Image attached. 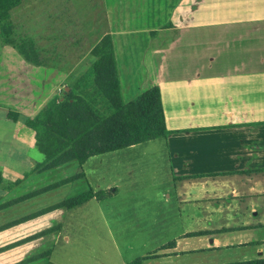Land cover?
Returning <instances> with one entry per match:
<instances>
[{
    "label": "crops",
    "instance_id": "obj_1",
    "mask_svg": "<svg viewBox=\"0 0 264 264\" xmlns=\"http://www.w3.org/2000/svg\"><path fill=\"white\" fill-rule=\"evenodd\" d=\"M103 3L125 102L161 89L171 132L154 142L161 147L162 175L129 188L116 182L100 186L97 166L108 155L121 159L122 152L91 157L83 167L86 178L79 181L88 183L86 190H114L112 197L36 218H58L57 240L72 248L76 241L71 256L77 252L88 260L99 250L104 264H128L157 251L159 257L144 264L264 258V239L241 235L264 229V0ZM30 65L12 45H0V143L7 147L0 185L8 181L9 192L30 181L29 187L35 186L10 202L51 185L40 181L50 171L33 173L45 156L40 151L43 160L31 156L38 149L36 133L25 121L45 106L43 91L38 96L45 65L35 70ZM29 77L38 83L35 96L29 93ZM79 181L31 197L23 204H32L22 209L24 217L74 197L63 192ZM173 223L180 228L176 234ZM82 247L89 251L84 254Z\"/></svg>",
    "mask_w": 264,
    "mask_h": 264
},
{
    "label": "rangeland",
    "instance_id": "obj_2",
    "mask_svg": "<svg viewBox=\"0 0 264 264\" xmlns=\"http://www.w3.org/2000/svg\"><path fill=\"white\" fill-rule=\"evenodd\" d=\"M12 16L13 19L10 21L14 33L12 38L20 44L29 39L33 40L44 62V81L41 82L39 79L38 84L35 77L34 79L29 77L28 80L29 93L33 91L34 96L37 84L43 88L39 87L38 96L40 90L43 91L41 95L44 96V107L51 100L62 95L67 88L71 91L75 87L77 81L96 60L93 50L108 32L103 0H23L22 5L12 12ZM0 41L6 44L1 29ZM14 50L16 54L21 55L15 48ZM30 68L35 70L36 66L30 65ZM154 142L157 140L136 150H120L122 153L118 154L123 157L119 160H117L118 155L103 157L105 160L103 165L97 166V172L100 174L97 178L102 183L100 186L116 182L122 188L125 186L129 188L135 183L149 184L154 178L159 179L162 175V172L158 171V163L161 159H157V156L161 147L159 143ZM6 150L5 143H0V165L7 160ZM31 156L41 158L40 161L44 157L38 149ZM77 168L78 164L75 162L55 171H47L49 173L41 176L40 181H43L44 185L52 184L62 177L77 175L80 171ZM118 169L121 170L117 171ZM32 183L34 181L19 187L14 186L11 192L6 190L9 187L8 181L0 185V264H25L31 259L33 261L27 264H104V257L99 250H96L88 260L85 257L83 259L78 257L77 252L71 256L73 249L76 250L74 247L76 241H72L74 242L72 248L65 240H57L59 231L55 230L60 226L58 218L50 216L19 222L27 213L26 209H29L27 207L32 205H23L30 198L20 203H12L10 200L27 194L29 189L35 187H29ZM43 183L38 186H42ZM86 185L88 183L85 181H79L73 187H66L63 194L68 197L76 196L87 189ZM50 198L57 199L56 196ZM172 207L174 210L178 209L176 200H173ZM23 208H26L25 212ZM73 218L76 217L73 215ZM179 229L173 223L174 234ZM241 235L245 238L264 239V229ZM49 250H52V259L41 258ZM82 251L85 254L89 249L82 247ZM216 257L219 256H215L213 262L209 260L206 263H227L220 257L218 261H214Z\"/></svg>",
    "mask_w": 264,
    "mask_h": 264
},
{
    "label": "trees",
    "instance_id": "obj_3",
    "mask_svg": "<svg viewBox=\"0 0 264 264\" xmlns=\"http://www.w3.org/2000/svg\"><path fill=\"white\" fill-rule=\"evenodd\" d=\"M22 3L23 0H0L2 37L5 43L12 45L27 62L40 66L44 62L33 40L29 39L20 44L12 38L14 34L10 23L12 11ZM93 55L96 60L71 91L64 90L62 95L51 100L34 118L30 117L25 121L26 126L35 131L36 146L45 156V161L37 165L33 173H44L72 162L79 164L80 172L12 203H20L27 198L85 179L83 167L91 157L158 139H167L171 134L166 124L160 87H153L135 100L125 102L110 34H107L95 47ZM13 116V119L17 120L18 114L13 113ZM114 193V190L95 192L89 188L59 204L24 217L19 222L58 209L71 210L93 199L102 201L112 197ZM60 230L61 226L55 231ZM51 254L52 250H49L41 258L48 260ZM158 257L159 251L128 264H144V261ZM31 261L33 260H27L25 264ZM227 264H264V258Z\"/></svg>",
    "mask_w": 264,
    "mask_h": 264
},
{
    "label": "water",
    "instance_id": "obj_4",
    "mask_svg": "<svg viewBox=\"0 0 264 264\" xmlns=\"http://www.w3.org/2000/svg\"><path fill=\"white\" fill-rule=\"evenodd\" d=\"M66 91L69 92L70 91V88H67Z\"/></svg>",
    "mask_w": 264,
    "mask_h": 264
}]
</instances>
